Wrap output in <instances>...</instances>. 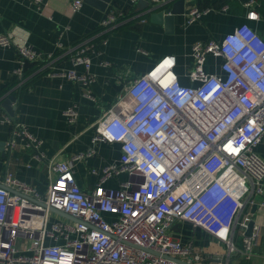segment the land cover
<instances>
[{
	"label": "built area",
	"instance_id": "built-area-1",
	"mask_svg": "<svg viewBox=\"0 0 264 264\" xmlns=\"http://www.w3.org/2000/svg\"><path fill=\"white\" fill-rule=\"evenodd\" d=\"M32 1L44 7V0ZM83 5V0H73L71 7L78 12ZM257 5V0L245 3L251 21L260 20ZM202 14L194 9L188 22ZM124 18L113 12L102 26L111 30ZM0 46L17 49L21 61L14 75L19 83H24L29 63L54 59L53 53L45 56L10 35H0ZM100 47L92 40L77 46L74 66L90 72L92 55ZM209 55L222 59L221 75L207 72ZM192 56L187 72L192 86L180 83L176 58L166 56L130 82L127 95L135 104L129 114L113 107L99 119L94 142L120 143L123 155L119 163L104 168L93 190L77 183L75 163L92 157L94 150L51 161L44 193L13 173H0V264H179L174 258L209 262L204 251L174 238L179 222L205 230L224 242L230 254L254 255L256 237L243 236L244 250L236 237L240 229L243 234L248 229L241 216L254 194H264V159L256 152L264 139V37L243 25L222 40L195 44ZM60 76L94 82L92 75L79 76L75 69ZM64 116L76 124L79 107H70ZM4 122L13 127L7 151L13 152L21 140L37 152L34 158H43V142L25 125L10 116ZM121 174L130 175L121 188L104 186ZM54 210L75 221H53L61 217Z\"/></svg>",
	"mask_w": 264,
	"mask_h": 264
},
{
	"label": "crops",
	"instance_id": "crops-1",
	"mask_svg": "<svg viewBox=\"0 0 264 264\" xmlns=\"http://www.w3.org/2000/svg\"><path fill=\"white\" fill-rule=\"evenodd\" d=\"M72 1L44 0V7L39 8L32 0H0V35H10L14 41L27 43L45 56L54 54L53 60L38 63L41 68L19 83L14 75L21 61L17 49L0 46V173H13L41 193L48 190V164L53 160L67 161L94 150L92 157L75 163L77 183L86 191L97 186L107 165L119 163L123 155L121 144L94 142L95 125L113 107L129 114L135 100L127 95V87L161 59L174 56L180 83L192 86L187 72L194 63L195 44L222 40L243 25L251 26L264 37V0H257L259 21L247 17L245 3L250 0H166L161 4L150 0H97L99 5L83 0V8L78 12L73 11ZM194 9L202 10L203 14L189 23V14ZM169 10L180 12L174 15L172 25H166L163 18L158 22L157 16L161 13L167 16ZM113 12L125 16L122 19L125 21L107 30L102 22ZM87 40L101 46L92 55L90 72L72 62L76 47ZM59 44L63 47L59 48ZM105 62L109 66H104ZM222 62L209 55L207 72L221 75ZM73 69L79 76L92 75L94 82L85 84L60 76ZM12 96L17 98L12 105L16 109L14 117L2 107ZM74 105L79 107L80 116L76 124L70 125L64 113ZM5 116L15 118L43 142L42 159L34 158L37 152L21 140L13 152L6 150L13 127L4 122ZM256 152L264 159V139ZM129 179L130 175L121 174L104 186L119 189ZM254 195L253 203L248 204L241 216L242 221L254 222L252 236L247 235L248 229L244 234L240 229L236 237L241 250L244 235L256 237L251 258L242 253L230 254L224 242L189 222L176 224L174 238L204 251L210 257L206 264H264V194Z\"/></svg>",
	"mask_w": 264,
	"mask_h": 264
},
{
	"label": "water",
	"instance_id": "water-1",
	"mask_svg": "<svg viewBox=\"0 0 264 264\" xmlns=\"http://www.w3.org/2000/svg\"><path fill=\"white\" fill-rule=\"evenodd\" d=\"M86 2L88 3H92L94 5H99L100 2H98L97 0H86ZM182 4V2H181ZM101 7V6H100ZM179 10H169L168 13L166 14L167 16L164 15V13H161L159 14L157 17L159 18L158 22H162V19H164L163 22H165L166 25L170 26V24L172 25L173 21H174V15L176 14H179ZM16 97L15 96H12L8 99H6L3 103H2V107L12 116H16V109L12 106L14 102H16ZM5 151V150H4ZM55 213L57 214H60L61 216H63L64 218L68 219V220H72V221H75L71 216L67 215V214H64L63 212H59V211H56L54 210ZM254 222H251L249 224V228H248V233L247 235L248 236H252V233H253V229H254ZM175 261H177L179 264H189L185 261H182V260H179V259H176L174 258Z\"/></svg>",
	"mask_w": 264,
	"mask_h": 264
},
{
	"label": "trees",
	"instance_id": "trees-1",
	"mask_svg": "<svg viewBox=\"0 0 264 264\" xmlns=\"http://www.w3.org/2000/svg\"><path fill=\"white\" fill-rule=\"evenodd\" d=\"M128 18V17H127ZM41 67L38 66L37 64L35 63H29L27 66H26V70H25V75L26 77L29 76L30 74H32L34 71H37L38 69H40Z\"/></svg>",
	"mask_w": 264,
	"mask_h": 264
},
{
	"label": "rangeland",
	"instance_id": "rangeland-1",
	"mask_svg": "<svg viewBox=\"0 0 264 264\" xmlns=\"http://www.w3.org/2000/svg\"><path fill=\"white\" fill-rule=\"evenodd\" d=\"M59 219H64V217L62 218V217H59V216H54L53 221L59 220Z\"/></svg>",
	"mask_w": 264,
	"mask_h": 264
}]
</instances>
